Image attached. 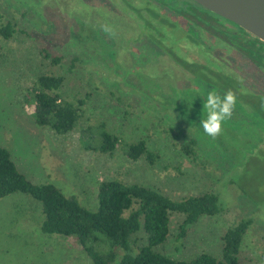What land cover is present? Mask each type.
<instances>
[{
    "label": "rangeland",
    "instance_id": "rangeland-1",
    "mask_svg": "<svg viewBox=\"0 0 264 264\" xmlns=\"http://www.w3.org/2000/svg\"><path fill=\"white\" fill-rule=\"evenodd\" d=\"M89 2L0 0V21L9 20L16 30L7 40L0 37V146L16 170L33 184L54 185L89 210L96 206L101 180L140 184L174 200L213 192L219 212L200 216L179 241L175 236L182 216L172 213L166 240L153 250L176 260L201 252L220 258L223 232L248 218L237 264H264V148L243 157L235 168L239 152L233 144L225 143L223 133L213 139L203 131L206 111L196 101L206 98L191 90L185 80L189 73L164 53L157 66L141 60L133 64L122 43L109 47V33L100 30L103 15L121 14L106 12L104 5L93 9ZM136 32L134 27L123 36L136 37ZM175 38L185 39L178 32ZM42 48L60 56L58 63L44 59ZM115 57L124 68H113ZM42 73L64 78L59 88L64 97L84 99L78 127L100 121L125 142L142 139L157 154L153 164L143 157L132 161L119 148L110 155L83 150L78 128L60 135L36 125L26 92ZM209 90L202 86L204 93ZM242 121L248 122L247 117ZM237 137L232 142L245 139ZM189 139L195 141L193 156L180 149ZM41 218L39 204L23 193L0 198V264H91L74 237L41 233ZM140 232L133 248L144 242Z\"/></svg>",
    "mask_w": 264,
    "mask_h": 264
},
{
    "label": "trees",
    "instance_id": "trees-1",
    "mask_svg": "<svg viewBox=\"0 0 264 264\" xmlns=\"http://www.w3.org/2000/svg\"><path fill=\"white\" fill-rule=\"evenodd\" d=\"M123 3L132 10V18L141 21L142 31L162 45L167 54L176 57L173 52L177 43L175 35L177 32L183 35V31L167 21L165 10H170V6L166 0H131V3L124 0ZM237 29L242 30L239 27ZM15 31L14 24L9 20L0 21L2 39H9ZM207 41H212L210 44L213 46L219 44L211 38ZM40 53L52 65L60 59V56L51 55L45 48ZM210 66L218 68L214 63H210ZM209 72L213 75L214 83L218 84L219 72L211 69ZM63 79L61 75L42 73L27 88V109L36 125L47 127L60 135L78 128V144L83 150L110 155L119 148L132 161L143 157L147 163L153 164L157 154L148 149L142 139L125 142L100 121L78 127L83 121L84 99L61 95L59 88ZM248 104L256 113L264 112L263 97L257 96L253 103ZM194 144L195 141L189 139L180 145V149L184 154L193 156ZM17 192L39 204L41 233L74 237L91 264H237L241 238L251 224L250 219H242L223 232L220 237V258L201 252L186 260L171 259L153 250L168 236L169 216L172 213L182 216L175 236L179 241L200 216H210L221 210L213 192L174 200L154 188L140 184L123 183L117 179L101 180L96 189V206L89 210L73 196H64L52 184H33L28 181L16 170L9 152L0 146V198ZM139 229L143 232L140 233L144 242L133 248ZM116 256L119 257L117 260Z\"/></svg>",
    "mask_w": 264,
    "mask_h": 264
},
{
    "label": "flooded vegetation",
    "instance_id": "flooded-vegetation-1",
    "mask_svg": "<svg viewBox=\"0 0 264 264\" xmlns=\"http://www.w3.org/2000/svg\"><path fill=\"white\" fill-rule=\"evenodd\" d=\"M99 1L105 6L106 12L107 10L111 12L118 10L121 14L105 13L103 15L105 26L110 29L108 32L109 47L113 43H122L123 50L130 53L133 64L141 60L142 63L157 66L158 57L164 53L179 68L189 73L190 77H185V80H188V85L193 86L191 90L196 94L200 93L205 98L208 92L213 90L219 92L221 97L227 90H232L236 94L237 100L232 117L222 125L225 143L233 144V149L239 152L235 168L240 167L239 161L243 157L257 153L258 150L264 148V112L256 113L248 104L253 103L257 96L263 97L264 100L263 41L259 42L258 38L247 32L243 34L244 30L237 29L239 26L235 23L209 12L200 5H195L192 0H166L170 6V10H165L167 21L174 23L178 29L182 30V36L185 37L183 41L179 39L176 41V48L173 51L176 58L167 54L162 45H159L147 32L142 31L139 24L141 21L138 22L132 18V10L129 6L126 8L124 0ZM125 1L131 3V0ZM89 3L88 5L93 9L103 6L98 5L95 0H90ZM144 17L147 16L144 15ZM130 22L134 26H131ZM134 27L137 30L136 37L131 34L123 36V33L134 30ZM100 30L104 31V29ZM210 38L220 45H211L212 41H207ZM143 39H145L144 42ZM111 51L114 50L111 49ZM115 54L118 55V49H115ZM191 63L196 65L192 66ZM210 63L216 64L218 68L210 66ZM115 67L124 68V63L117 62L116 57L113 59V68ZM209 69L219 72L220 82L218 84L214 83L215 80ZM226 81L229 82L226 83ZM205 85L212 87L206 93L202 91V86ZM196 102L202 105L205 103V101ZM244 116L247 117L248 122L242 121ZM238 134L245 138L241 144L232 142L233 138H238ZM246 139L254 142L245 141ZM231 170H228V173Z\"/></svg>",
    "mask_w": 264,
    "mask_h": 264
},
{
    "label": "water",
    "instance_id": "water-1",
    "mask_svg": "<svg viewBox=\"0 0 264 264\" xmlns=\"http://www.w3.org/2000/svg\"><path fill=\"white\" fill-rule=\"evenodd\" d=\"M264 42V0H192Z\"/></svg>",
    "mask_w": 264,
    "mask_h": 264
},
{
    "label": "clouds",
    "instance_id": "clouds-1",
    "mask_svg": "<svg viewBox=\"0 0 264 264\" xmlns=\"http://www.w3.org/2000/svg\"><path fill=\"white\" fill-rule=\"evenodd\" d=\"M104 31L109 32L110 29L105 27ZM236 100V94L232 90H227L222 97L215 90L208 93L204 103L206 118L200 122L208 136L215 139L222 133V125L231 119Z\"/></svg>",
    "mask_w": 264,
    "mask_h": 264
}]
</instances>
